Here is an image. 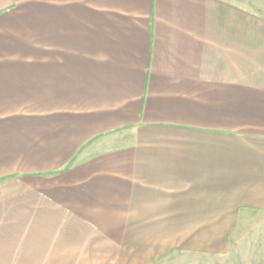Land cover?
I'll use <instances>...</instances> for the list:
<instances>
[{"label": "crops", "instance_id": "crops-1", "mask_svg": "<svg viewBox=\"0 0 264 264\" xmlns=\"http://www.w3.org/2000/svg\"><path fill=\"white\" fill-rule=\"evenodd\" d=\"M263 203L264 19L0 0V264L141 263Z\"/></svg>", "mask_w": 264, "mask_h": 264}, {"label": "rangeland", "instance_id": "rangeland-1", "mask_svg": "<svg viewBox=\"0 0 264 264\" xmlns=\"http://www.w3.org/2000/svg\"><path fill=\"white\" fill-rule=\"evenodd\" d=\"M224 1L232 9L264 19V0ZM158 235L161 244L151 247L150 260L135 264H264V203L215 216L212 232Z\"/></svg>", "mask_w": 264, "mask_h": 264}]
</instances>
